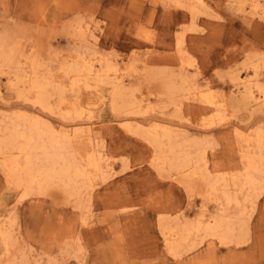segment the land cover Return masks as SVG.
Returning <instances> with one entry per match:
<instances>
[{"label": "rangeland", "instance_id": "obj_1", "mask_svg": "<svg viewBox=\"0 0 264 264\" xmlns=\"http://www.w3.org/2000/svg\"><path fill=\"white\" fill-rule=\"evenodd\" d=\"M210 4L206 14L193 18L187 10L166 7L158 0H0V36L11 32L9 41L20 45L24 72L29 73L25 63L28 55L39 54L43 73L70 88L62 66L82 59L97 74L111 61L120 69L117 77L124 75V85L137 88L138 99H147L144 115H119L111 109V84L96 85L90 80L89 86L83 82L75 91H67L70 102L90 105L91 118H85V125H91L98 136L95 144L104 157L103 169L106 163L112 166L105 177L94 179L91 202L82 210L75 198L66 201L33 195L22 199V191L8 184L0 169V228L4 226L15 242L10 248L11 257H15L12 264H264V194L256 205H250L244 201L245 192L241 194L233 186L230 191L243 200L246 211L240 218L239 209L233 206L229 214L248 220V242L222 244L198 236L194 238L197 247L187 254L176 258L170 253L160 216L204 220L222 214L223 200L219 195L204 198L197 191L192 194L180 183L161 177L151 164L152 147L125 133L120 125L141 119L147 121L145 125L169 122L176 131L204 142L207 167L214 176L231 182L243 173L245 148L236 130L253 133L264 128V106L238 104L243 89L235 86V79L264 84V21L250 19L227 0H212ZM79 25L84 35L78 32ZM183 31L185 58L194 59L184 65L178 54L179 33ZM146 53H151L148 67L172 68L174 73L182 70L201 90L213 92L227 108L223 119L192 100L184 99L180 114L174 107L158 106L159 99L151 95L138 61L144 60ZM132 62L135 70L126 72ZM255 74L257 81L253 80ZM110 76L114 78L113 73ZM10 79L14 81V75L0 69V119L17 111L38 113L34 111L38 107L18 98L24 86L17 87ZM52 104L57 105L56 97ZM46 114L55 126L79 121ZM81 144L78 148L84 149ZM202 209H206V216L199 217ZM10 258L0 239V264Z\"/></svg>", "mask_w": 264, "mask_h": 264}, {"label": "bare ground", "instance_id": "obj_2", "mask_svg": "<svg viewBox=\"0 0 264 264\" xmlns=\"http://www.w3.org/2000/svg\"><path fill=\"white\" fill-rule=\"evenodd\" d=\"M158 1L166 7L175 6L187 10L195 18L200 13L208 12L212 0ZM227 2L230 6L237 7L247 13L250 19L264 21V0H227ZM78 28L79 34L84 35L82 26L79 25ZM191 28L189 29L192 31ZM185 31L179 33L181 38L180 41L178 39L179 42L177 41L179 43L178 54L181 55L183 65L194 60H187L188 58H185L184 50H182V46H185L183 37ZM10 35L11 32H7L6 37L0 36V69L6 68L14 75V81L10 79L14 82L13 85L24 86V90L18 92V98L31 102L39 109L34 110L38 113L12 112L11 115H4L0 119V169L4 173L7 183L22 191V199L33 195L46 196V198L47 196L61 197L66 201L75 198L78 207L82 210L90 201L91 192L94 189V179L98 176L103 177L105 171H110L112 166L110 163H106L105 170L103 169L104 157L95 144L98 136L91 131V125L87 127L85 125V118H91L90 105H84L79 101L70 102L66 98L67 91H75L83 82L89 86L88 81L90 80H93L96 85L111 84L113 86L111 109L118 114L125 113L131 116H140L147 112L143 108V103L147 99L144 97L138 99L135 95L137 88H127L124 85V75L117 77L120 69L116 63L111 61H106L105 66L97 74H93V68L87 65L86 60L82 62V59L78 60V58L76 63L62 66L60 69L63 71L64 77L70 80V88L65 82H55L43 73L44 64L40 60L39 54L28 55L25 63L29 68V73H26L21 66L24 52L19 44L9 41ZM177 56L179 57V55ZM150 57L151 53H146V58L138 61L143 66L141 68L143 79L147 82L146 85L149 89H152L151 95L156 94L159 99L158 106L162 109L169 106L174 107L175 112L180 114L184 99L192 100L215 112L218 119H223L227 108L217 100L213 92L201 90L199 85L194 84L182 70L174 73L171 72L172 68L170 70L155 66L148 67ZM257 69L258 66H255V71ZM134 70L132 62L125 71L132 72ZM110 73L114 75L112 78L115 80L114 82ZM256 74L253 79L255 81H257ZM235 86L239 88L242 86L243 89L242 100L240 103L237 101L238 104L243 101L260 105V107L264 106V84L253 83L252 80L242 82L238 77L235 79ZM53 97L57 98L56 106L52 104ZM257 108L259 107L257 106ZM157 109L159 108L157 107ZM48 112L59 114L64 120L79 119V121L73 125L61 123L55 126L51 123V119L44 117ZM146 122L145 119H141L140 122L126 120L120 125L125 133L143 139L152 147L151 164L157 171L156 173L161 177L180 183L191 193L197 191L204 198L219 195L223 200L221 203L224 207H222V214L207 216L204 220L198 218L190 221L181 218L182 216L174 218L160 216L161 229L166 237L170 253L175 257L184 252L187 254L188 251L197 247V238H194L198 236H201L202 240L208 237L217 239L222 244L242 245L247 243L249 230L246 222L248 220H239V216L241 218V214L245 210L244 207L242 208L243 200L240 201L236 194L230 191V187L233 186L241 194L245 192L244 201L248 204L251 203L250 205H254L264 194V128H258L253 133L236 130V135L242 139L241 146L245 148L244 151L242 149L244 171L235 175L230 182L224 176H214L209 171L204 142L193 140L176 131L175 126L170 125L169 122H154L145 125ZM82 142L84 149L77 146ZM97 145L99 146V144ZM240 163L242 162L240 161ZM233 206L239 209V216L234 217L229 214V209ZM249 207L251 208V206ZM205 211L206 209H202L203 214L200 213L199 217L206 216ZM83 218L85 219V217ZM11 235L4 229V226L0 228L1 244L6 249L8 258L11 257L10 248L13 243L15 244V242L12 243ZM14 258L11 257V262L8 261L6 264H12Z\"/></svg>", "mask_w": 264, "mask_h": 264}]
</instances>
